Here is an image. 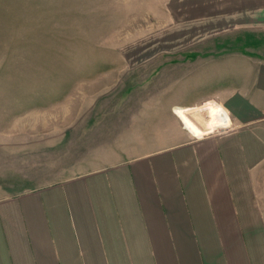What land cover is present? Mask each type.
Masks as SVG:
<instances>
[{
    "label": "crops",
    "instance_id": "crops-1",
    "mask_svg": "<svg viewBox=\"0 0 264 264\" xmlns=\"http://www.w3.org/2000/svg\"><path fill=\"white\" fill-rule=\"evenodd\" d=\"M176 1L264 18V0ZM244 61L215 94L228 125L196 136L173 111L187 104L160 98L153 116L110 99L109 118L73 121L20 159L0 183V264H264V61Z\"/></svg>",
    "mask_w": 264,
    "mask_h": 264
},
{
    "label": "rangeland",
    "instance_id": "rangeland-1",
    "mask_svg": "<svg viewBox=\"0 0 264 264\" xmlns=\"http://www.w3.org/2000/svg\"><path fill=\"white\" fill-rule=\"evenodd\" d=\"M263 19L189 14L176 0H0V183L73 121L109 118L110 99L153 116L160 98L216 101L249 71L245 58L264 61ZM192 114L206 124V112Z\"/></svg>",
    "mask_w": 264,
    "mask_h": 264
},
{
    "label": "bare ground",
    "instance_id": "bare-ground-1",
    "mask_svg": "<svg viewBox=\"0 0 264 264\" xmlns=\"http://www.w3.org/2000/svg\"><path fill=\"white\" fill-rule=\"evenodd\" d=\"M194 107H182L175 106V110L182 121L183 126L192 134L200 136L213 130L219 126L228 125L230 123V117L225 107L214 99L205 101L201 106ZM197 112H206V124L202 125L198 123L193 114Z\"/></svg>",
    "mask_w": 264,
    "mask_h": 264
},
{
    "label": "built area",
    "instance_id": "built-area-1",
    "mask_svg": "<svg viewBox=\"0 0 264 264\" xmlns=\"http://www.w3.org/2000/svg\"><path fill=\"white\" fill-rule=\"evenodd\" d=\"M174 113L179 117V115L177 114L176 110H174Z\"/></svg>",
    "mask_w": 264,
    "mask_h": 264
}]
</instances>
